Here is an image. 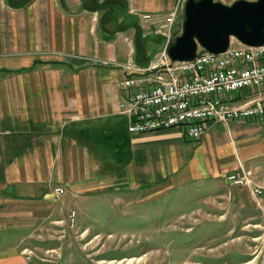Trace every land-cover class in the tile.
Returning a JSON list of instances; mask_svg holds the SVG:
<instances>
[{
	"label": "crops",
	"instance_id": "obj_1",
	"mask_svg": "<svg viewBox=\"0 0 264 264\" xmlns=\"http://www.w3.org/2000/svg\"><path fill=\"white\" fill-rule=\"evenodd\" d=\"M185 2L0 0L1 204L36 217V210L55 208L57 186L75 197L121 188L151 196L205 190L223 208L244 202L243 192L253 195L228 175L245 169L264 179L260 120L215 121L198 140L174 127L130 132V117L120 109L126 72L110 67L106 74L88 61L117 66L134 53L138 61L150 33L161 36L163 48L156 23ZM146 13L153 15L149 22ZM62 217L51 224L61 225ZM16 257L2 254L0 264H23Z\"/></svg>",
	"mask_w": 264,
	"mask_h": 264
},
{
	"label": "rangeland",
	"instance_id": "obj_2",
	"mask_svg": "<svg viewBox=\"0 0 264 264\" xmlns=\"http://www.w3.org/2000/svg\"><path fill=\"white\" fill-rule=\"evenodd\" d=\"M148 35L151 39L144 43L146 48H139L138 61L135 53L117 66L107 60L88 61L106 74L110 67L125 73L128 63L147 66L163 49L157 43L163 41L161 36ZM250 177L248 190H264V179L255 171ZM58 187L63 186L54 190L57 200L50 201L55 208L36 210V217L31 213L22 218L17 204L0 202V255L18 253L14 259L23 264H264V193L252 202L249 192H243L244 202L230 203L233 210L219 221L216 197L205 190L151 196L121 188L75 197L70 192L59 195ZM254 203L263 206L262 211L252 208ZM249 215L253 218L247 220ZM59 216L65 223L51 224L50 218ZM29 222L32 226H19Z\"/></svg>",
	"mask_w": 264,
	"mask_h": 264
},
{
	"label": "built area",
	"instance_id": "obj_3",
	"mask_svg": "<svg viewBox=\"0 0 264 264\" xmlns=\"http://www.w3.org/2000/svg\"><path fill=\"white\" fill-rule=\"evenodd\" d=\"M182 12L177 5L156 23L155 32L166 44L174 37L175 21ZM141 16L149 22L153 15ZM233 41L239 45L232 46ZM124 69L120 109L130 115L129 130L133 133L174 127L187 138L198 140L215 121L257 119L264 127V43L249 46L232 39L224 52L199 49L193 60L174 63L165 45L149 65L128 63ZM133 75H140V82H133ZM250 175L251 171L242 169L229 174L228 180L248 187L252 184ZM56 190L59 195L65 193L64 187ZM252 192L261 194L262 189L254 187Z\"/></svg>",
	"mask_w": 264,
	"mask_h": 264
},
{
	"label": "water",
	"instance_id": "obj_4",
	"mask_svg": "<svg viewBox=\"0 0 264 264\" xmlns=\"http://www.w3.org/2000/svg\"><path fill=\"white\" fill-rule=\"evenodd\" d=\"M180 33L166 44L171 63L193 60L203 49L226 51L232 39L249 46L264 43V0H186Z\"/></svg>",
	"mask_w": 264,
	"mask_h": 264
},
{
	"label": "flooded vegetation",
	"instance_id": "obj_5",
	"mask_svg": "<svg viewBox=\"0 0 264 264\" xmlns=\"http://www.w3.org/2000/svg\"><path fill=\"white\" fill-rule=\"evenodd\" d=\"M253 193V192H252ZM262 193H264V190H262V192H261V194L259 193V194H254L253 193V195H250V194H248V195H250V196H252V198H250V200L252 201V202H254V201H259V198H260V196L262 195ZM243 200H244V198H243ZM253 206V207H252ZM252 206H248V204L246 205V207H252V208H258V206H255V203H254V205H252ZM261 208L263 209V206H260V208H258V209H260V211H262L261 210ZM215 209L216 210H218V211H216V212H219V210H220V213L218 214V216H216L215 218H217L219 221H220V219H227V216L229 215V211L230 210H233L230 206H226V207H215ZM249 209V208H248ZM202 211V209L199 211V213ZM236 212H240V213H245L244 211H236ZM248 212V211H247ZM255 212V211H254ZM254 214L253 212H248V214ZM215 215H216V213H214ZM250 214V215H251ZM248 216L246 219L248 220V219H250V218H253L252 216ZM255 217V216H254ZM240 218H241V215H240ZM249 222V221H248Z\"/></svg>",
	"mask_w": 264,
	"mask_h": 264
},
{
	"label": "bare ground",
	"instance_id": "obj_6",
	"mask_svg": "<svg viewBox=\"0 0 264 264\" xmlns=\"http://www.w3.org/2000/svg\"><path fill=\"white\" fill-rule=\"evenodd\" d=\"M134 77H133V82H140V75H137V76H135V75H133Z\"/></svg>",
	"mask_w": 264,
	"mask_h": 264
}]
</instances>
